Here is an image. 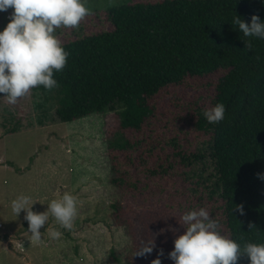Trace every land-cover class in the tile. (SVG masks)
I'll list each match as a JSON object with an SVG mask.
<instances>
[{
    "label": "trees",
    "instance_id": "1",
    "mask_svg": "<svg viewBox=\"0 0 264 264\" xmlns=\"http://www.w3.org/2000/svg\"><path fill=\"white\" fill-rule=\"evenodd\" d=\"M253 13L264 20V0L121 1L106 7L108 24H81L61 41L68 55L62 69L53 70L54 87L31 89L56 91L60 121L118 114L121 134L109 142L108 157L109 182L120 196L146 186L152 175H185L199 162L191 175L215 199L222 230L241 247L264 243V180L258 176L264 172V39L245 37L233 23L235 15L248 23ZM187 88L197 95L174 122L197 133L193 149L176 136L165 139L155 126L160 95ZM217 101L224 117L210 123L203 109ZM127 130L136 135H122ZM110 207L135 244L121 200ZM235 264H248V257L239 255Z\"/></svg>",
    "mask_w": 264,
    "mask_h": 264
},
{
    "label": "rangeland",
    "instance_id": "2",
    "mask_svg": "<svg viewBox=\"0 0 264 264\" xmlns=\"http://www.w3.org/2000/svg\"><path fill=\"white\" fill-rule=\"evenodd\" d=\"M121 1L124 0H86L89 12L78 25H61L54 34L61 42L74 37L72 29L81 24L91 28L106 25V7ZM11 11H0V27ZM196 95L193 88L162 93L155 118V126L165 139L176 136L191 149L200 141L197 133L181 127L183 121L177 124L174 118L186 116ZM57 97L55 90L40 92L31 88L15 103L0 96V264H149L157 248L163 250L161 264H172L167 252L173 236L183 231L181 213L203 207L213 219L218 218L215 199L197 182L198 177L191 175V168L197 173L202 165L195 162L186 167L185 175L175 171L169 176L152 175L146 186L122 197L109 182L108 144L121 134L118 114L104 111L60 121L55 115ZM10 128L16 131L7 132ZM122 135L136 134L127 130ZM174 163L179 165L176 160ZM64 191L76 197L77 214L72 227L64 228L49 215L39 229L41 238L33 240L26 231L23 210L15 216L10 201L26 194L36 200L32 209L43 211L48 200ZM116 199L127 210L135 244L125 226L113 218L110 203ZM50 228L60 235L52 238ZM217 228L228 237L218 223ZM151 237L152 252L135 255L133 251L140 242Z\"/></svg>",
    "mask_w": 264,
    "mask_h": 264
},
{
    "label": "clouds",
    "instance_id": "3",
    "mask_svg": "<svg viewBox=\"0 0 264 264\" xmlns=\"http://www.w3.org/2000/svg\"><path fill=\"white\" fill-rule=\"evenodd\" d=\"M85 4L86 0H0V11L12 9L9 19L0 27V96L8 103H15L36 85L47 89L57 84L53 70L62 69L68 53L54 34L55 29L61 25L76 27L89 12ZM233 23L245 37L264 39V20L256 14L250 15L248 23L235 15ZM203 116L210 123L222 120L223 103L217 101L203 109ZM258 176L264 180V172ZM34 201L26 194L10 201L15 216L23 210L26 231L33 240L41 238L39 229L44 227L49 215L64 228L72 227L77 214L74 194L64 191L48 200L43 211L32 209ZM235 207L242 211L239 205ZM179 223L183 231L173 236L172 247L167 252L172 264H235L241 254L248 257V264H264V243L245 242L241 247L218 230L217 221L203 207L181 213ZM49 235L56 238L60 233L50 228ZM153 247L151 237L141 241L133 253L142 256L151 253ZM162 254L163 250L157 248V255L149 264H161Z\"/></svg>",
    "mask_w": 264,
    "mask_h": 264
},
{
    "label": "built area",
    "instance_id": "4",
    "mask_svg": "<svg viewBox=\"0 0 264 264\" xmlns=\"http://www.w3.org/2000/svg\"><path fill=\"white\" fill-rule=\"evenodd\" d=\"M0 227H2V223L0 222Z\"/></svg>",
    "mask_w": 264,
    "mask_h": 264
}]
</instances>
